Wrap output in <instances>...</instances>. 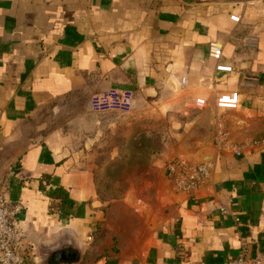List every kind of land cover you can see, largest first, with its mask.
<instances>
[{
    "label": "crops",
    "instance_id": "crops-1",
    "mask_svg": "<svg viewBox=\"0 0 264 264\" xmlns=\"http://www.w3.org/2000/svg\"><path fill=\"white\" fill-rule=\"evenodd\" d=\"M211 41L233 72L216 71ZM234 90L237 108H217ZM110 96L143 123L159 118L148 130L163 134L139 180L104 200L71 129L47 117L78 101L87 133L92 99ZM205 145L215 149L208 181L177 191L167 161ZM0 192L21 205L27 264L264 258V0H0Z\"/></svg>",
    "mask_w": 264,
    "mask_h": 264
},
{
    "label": "rangeland",
    "instance_id": "rangeland-1",
    "mask_svg": "<svg viewBox=\"0 0 264 264\" xmlns=\"http://www.w3.org/2000/svg\"><path fill=\"white\" fill-rule=\"evenodd\" d=\"M77 102L64 103L57 107L47 117L48 123L51 127L62 130L65 128L66 133L71 129L75 153L84 158L88 157L89 166L95 172L99 194L104 200H109L112 195L119 194L128 187L129 179L139 180L138 176L143 173L153 154L159 150V137L163 134L153 130L149 132L148 127L162 128L163 122L159 118H151V122L147 124L139 116L132 118L124 108L111 106L100 111L90 105L89 129L86 133L81 131L79 116L75 119L73 117L78 111L74 112L72 108L81 106ZM71 115L72 122L69 119ZM129 120L134 124L127 125ZM111 122L119 123V128L114 132L109 126ZM92 124L102 126L90 128ZM85 134L91 139L87 146L85 139H81Z\"/></svg>",
    "mask_w": 264,
    "mask_h": 264
},
{
    "label": "built area",
    "instance_id": "built-area-1",
    "mask_svg": "<svg viewBox=\"0 0 264 264\" xmlns=\"http://www.w3.org/2000/svg\"><path fill=\"white\" fill-rule=\"evenodd\" d=\"M233 22H239L237 15H229ZM247 44L255 43L254 37L246 39ZM208 55L216 61V71L233 72L231 65L220 62L222 48L216 41L208 44ZM185 84V78L181 80ZM239 101L238 90L220 93L215 99V105L219 109H236ZM195 104L202 107L206 104L205 99L197 98ZM91 106L96 109L109 107H120L127 109L128 103L120 101L116 96L94 97ZM226 133H218V143L224 147L228 142L225 139ZM236 155L241 151L234 145H228ZM211 160L204 162L188 161L184 157H175L167 161L165 172L177 191L192 195L197 189L202 187L209 176ZM21 208L19 203H12L5 193L0 192V264H27L28 245L24 243L20 229L16 226V216ZM224 264H264L261 256H248L245 251L238 256L226 260Z\"/></svg>",
    "mask_w": 264,
    "mask_h": 264
},
{
    "label": "water",
    "instance_id": "water-1",
    "mask_svg": "<svg viewBox=\"0 0 264 264\" xmlns=\"http://www.w3.org/2000/svg\"><path fill=\"white\" fill-rule=\"evenodd\" d=\"M215 156V149L211 145L201 146L197 149H194L190 152V155L187 156L188 161H195V162H204L210 161Z\"/></svg>",
    "mask_w": 264,
    "mask_h": 264
},
{
    "label": "trees",
    "instance_id": "trees-1",
    "mask_svg": "<svg viewBox=\"0 0 264 264\" xmlns=\"http://www.w3.org/2000/svg\"><path fill=\"white\" fill-rule=\"evenodd\" d=\"M62 192H64V193H62ZM65 192L66 191L63 188L57 187L53 190V196L59 197L61 193H62V196H66Z\"/></svg>",
    "mask_w": 264,
    "mask_h": 264
}]
</instances>
